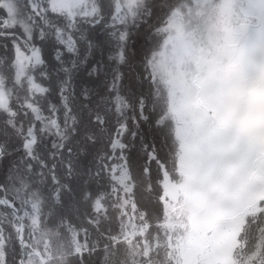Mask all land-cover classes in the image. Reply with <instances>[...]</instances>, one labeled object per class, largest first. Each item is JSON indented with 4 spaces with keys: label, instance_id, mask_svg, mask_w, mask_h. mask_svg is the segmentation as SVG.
I'll return each instance as SVG.
<instances>
[{
    "label": "snow or ice",
    "instance_id": "obj_1",
    "mask_svg": "<svg viewBox=\"0 0 264 264\" xmlns=\"http://www.w3.org/2000/svg\"><path fill=\"white\" fill-rule=\"evenodd\" d=\"M0 15V264H264V0Z\"/></svg>",
    "mask_w": 264,
    "mask_h": 264
},
{
    "label": "trees",
    "instance_id": "obj_2",
    "mask_svg": "<svg viewBox=\"0 0 264 264\" xmlns=\"http://www.w3.org/2000/svg\"><path fill=\"white\" fill-rule=\"evenodd\" d=\"M3 18H5V17L3 15H0V19H3ZM36 43H37V45L39 47L43 48L46 60H50L51 59V55H50L51 49L45 47L42 44H40V42L38 40L36 41ZM5 45L8 46L7 49H5ZM11 51H12V49H11V40L10 39L9 40L0 39V55L10 54ZM142 129H143L145 137L146 138H150L151 133H150V129H149L148 125L147 124H143L142 125Z\"/></svg>",
    "mask_w": 264,
    "mask_h": 264
},
{
    "label": "rangeland",
    "instance_id": "obj_3",
    "mask_svg": "<svg viewBox=\"0 0 264 264\" xmlns=\"http://www.w3.org/2000/svg\"><path fill=\"white\" fill-rule=\"evenodd\" d=\"M16 34H17V36L20 35L19 30H17ZM37 46H38V45H37ZM99 55H100V53L97 52V53H96V58H99ZM106 57H107V53H105V58H106ZM50 99L52 100L53 103H55V102H56L55 94H54V97H52V98H50ZM18 146H19V145L17 144V147H18ZM0 171H2V170H0Z\"/></svg>",
    "mask_w": 264,
    "mask_h": 264
}]
</instances>
